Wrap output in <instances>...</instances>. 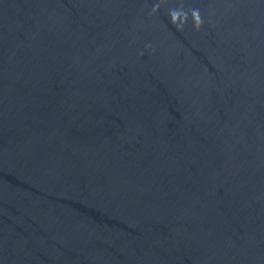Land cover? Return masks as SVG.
Masks as SVG:
<instances>
[{
	"label": "water",
	"instance_id": "water-1",
	"mask_svg": "<svg viewBox=\"0 0 264 264\" xmlns=\"http://www.w3.org/2000/svg\"><path fill=\"white\" fill-rule=\"evenodd\" d=\"M0 264H264V0H0Z\"/></svg>",
	"mask_w": 264,
	"mask_h": 264
}]
</instances>
